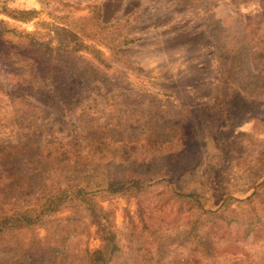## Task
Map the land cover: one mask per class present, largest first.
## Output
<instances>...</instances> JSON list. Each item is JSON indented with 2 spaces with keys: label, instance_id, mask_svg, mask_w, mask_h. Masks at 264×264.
<instances>
[{
  "label": "rangeland",
  "instance_id": "374dc122",
  "mask_svg": "<svg viewBox=\"0 0 264 264\" xmlns=\"http://www.w3.org/2000/svg\"><path fill=\"white\" fill-rule=\"evenodd\" d=\"M7 5L38 15L17 21L0 4V162H15L17 146L71 151L73 141L78 145L73 158H58L53 179L62 187H86L111 211L123 232L116 264H149L143 243L155 237L171 243L164 264H209L189 242L172 239L190 212L162 193L165 185L137 198L101 191L108 161L148 162L151 149L170 150L172 188L200 195L206 209L237 211L238 222L214 237L225 248L220 260L264 264V227L256 224L247 232L250 222L264 220V89H257L264 86V58L256 55L264 32L252 35V29L264 28V0H7ZM111 39L113 50L107 45ZM89 48L103 51L109 65L99 66L104 78L98 82L72 72L83 57L98 66ZM247 55L246 73L256 88L246 94L241 118L223 104L216 123L207 115L217 113L209 110H216L217 90L225 83L228 94L245 88L247 81L235 82L229 72ZM195 107L206 110L194 114ZM19 117L34 124L13 125ZM212 125L217 129L209 130ZM19 166H5L7 173L0 166V176L15 179L26 167ZM143 209L151 214L147 224L137 216ZM69 226L74 231L66 253L55 264H85L86 249H99L101 237L84 207L65 208L37 228L3 235L0 264H20L8 252L15 243L27 246L49 235L54 245Z\"/></svg>",
  "mask_w": 264,
  "mask_h": 264
},
{
  "label": "trees",
  "instance_id": "16d2710c",
  "mask_svg": "<svg viewBox=\"0 0 264 264\" xmlns=\"http://www.w3.org/2000/svg\"><path fill=\"white\" fill-rule=\"evenodd\" d=\"M0 4L3 7V12L17 21L29 22L34 20L38 15V12L35 10L10 9L8 8L7 0H0ZM3 24L4 21H0V26ZM99 27L101 30L103 28H109L107 26ZM263 32L264 28L252 29V35H262ZM109 38L105 37L103 40H108ZM97 41L102 40L97 39ZM129 41L126 39L125 44ZM115 42L114 39H111L109 42L111 44H107L109 45L108 47L113 50ZM89 49L93 54V58L98 59V66L91 62V59L88 60L87 57H83L81 63L72 72L79 77H85L94 82H98L104 78V74L99 66L107 68L109 65L103 51L94 48ZM257 50L256 55L264 58V41L257 45ZM245 52L249 53L246 50ZM247 57L248 55L241 59V61L239 60L240 66L236 71L229 72V75L233 76L232 79L235 82L247 81L244 84L245 88L228 94L226 88L230 83H225L223 89L217 90L218 92L214 101L216 110L209 108V110L217 111L216 115L212 113L211 115H207V118L213 116L217 123L219 121L218 113L224 105L235 108V111L237 110V114H233L235 118L239 119L242 117L245 102H247L246 94L249 95L248 92L256 88L250 82L252 75L250 74L248 77L246 73L247 68L245 62L247 61ZM238 70L239 72H237ZM236 76H240V78H235ZM228 79L231 80L229 76ZM257 89H264V86L262 88L258 87ZM225 99L230 100V102H224L223 100ZM191 110L194 114H199L206 109L195 107ZM16 123L13 125L24 127L26 124H34V121L28 117H19ZM203 127L205 126L202 125ZM208 129L216 130L217 126L212 125ZM72 142L69 144L71 151H67L63 146L56 147L54 150L39 151V148H32L26 145H21V151H18L19 146H17L14 147L17 152L15 162L9 161V159H6V162L5 160H1L0 166H4L3 168L6 169V173L7 167L5 166L8 165L20 167L19 165L23 163L26 167L23 173L16 176L15 179H10L9 176H0V239L3 235L11 232L37 228L41 226L44 219L65 208L84 207L90 215L92 223L97 227V231L101 237V246L99 249L93 252H89L86 249L87 258L85 264H116L123 251V232L118 230L113 224L111 211L102 207L96 201V195L88 192L86 187H62L58 181L55 182L53 179V174L58 173L60 170L57 167L60 165L58 164V158L66 154L67 158L70 156L73 158V148H76L78 145H74ZM149 152L154 153V156L148 162L120 159L105 163L104 168L107 170L108 181L104 186L105 188L101 191L110 195L137 198L151 192L158 185H165L166 189L162 193L164 195L170 194L171 198L177 202L189 206L186 213L190 212L184 216L185 222L182 224L183 228L172 239L174 241L181 240L184 243L189 242L192 245L193 252L198 254V257L201 259H205L209 264H244L242 262L243 260L239 258H225V261L222 262L220 260L222 258L220 254L225 248L219 249L214 240L220 228L238 222L236 209H231L230 206L224 210L206 209L204 203L201 202L202 198L200 195L192 192L187 193L179 188H172L171 184L167 181L169 180L171 170H173L174 163L170 159L171 151L151 149ZM43 165H46V167ZM33 166H37V168H32ZM143 210H139L137 216L147 224L151 218V214L145 215V212L147 213L148 211L146 209ZM78 223L77 221L69 225L72 227V225H77ZM130 224L132 227H135V220L130 219ZM256 224L264 227V220L250 222L247 232H254L258 227ZM70 226L66 228L63 236L55 240L56 244L54 245H51V237L47 235L44 239L35 238L27 246L15 243L14 248L8 252L15 253L14 258L20 264H55L66 253L67 242L70 240L74 231ZM129 230L130 234H134L133 229ZM46 240L49 241L45 247L36 248L37 244H42ZM145 244L148 245L145 255L148 257L149 264H164L165 255L171 243L167 246L166 238L160 239L155 237L150 242H148V239H145L143 245ZM165 244L167 248L164 246ZM250 264L254 263L252 262Z\"/></svg>",
  "mask_w": 264,
  "mask_h": 264
}]
</instances>
